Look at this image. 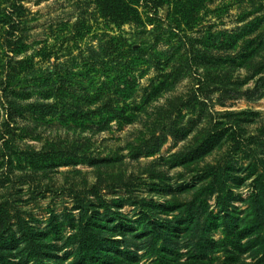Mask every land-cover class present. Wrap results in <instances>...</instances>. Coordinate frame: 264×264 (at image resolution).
<instances>
[{"label": "rangeland", "instance_id": "rangeland-1", "mask_svg": "<svg viewBox=\"0 0 264 264\" xmlns=\"http://www.w3.org/2000/svg\"><path fill=\"white\" fill-rule=\"evenodd\" d=\"M191 2L0 0V246L16 242L7 264L49 251L72 263L85 216L142 247L157 222L158 239L177 232L181 263L196 245L193 204L202 228L225 209L246 224L264 216V84L262 96L244 95L264 78V0ZM109 3L130 5L141 24L106 18ZM249 42L263 45L251 71L238 69ZM258 237L242 240L240 264H264ZM131 250L152 264L148 247Z\"/></svg>", "mask_w": 264, "mask_h": 264}, {"label": "trees", "instance_id": "trees-1", "mask_svg": "<svg viewBox=\"0 0 264 264\" xmlns=\"http://www.w3.org/2000/svg\"><path fill=\"white\" fill-rule=\"evenodd\" d=\"M184 1L188 3L187 5H191V9H196L195 4H193L191 0ZM138 3L139 1L135 2L136 5ZM101 7H103L104 9L103 15H105L106 18L112 19V21L115 23L129 22L134 23L135 25L141 24V19L139 18L138 11L131 8L130 5H125V3H116V5L114 6L112 5V3H109L107 8L105 5ZM252 43L253 42L248 43L250 45L248 48L251 49L250 52L245 51L246 49H243L238 54V57L240 59L238 69L244 67L248 71H251V65H253L256 55L257 53H259V49H261L263 45V43H260L256 46L255 43ZM226 47L227 49H224L222 47V49L225 51L224 53L231 55L233 48H231V46L229 45H227ZM211 63L209 62L210 66H212ZM214 64L220 67L222 65L221 59H218ZM232 68L234 70L237 69L235 62H233ZM128 84H130L131 86L133 85V82H127V85ZM262 84H264V78L257 82V86L254 90H248L244 95L250 100L262 96ZM128 121H130V118H128ZM211 139H215V137H211ZM214 148L215 147L212 144L210 146V151L212 152ZM194 210H196V204H193L190 209L189 216L191 217V228L188 229V231L190 233H195L193 239L194 241H196V245H194V248L192 250L193 255L190 256V259L185 263L179 262L177 258L178 252L174 250L173 247V245L178 242L177 232L173 231L169 236H166L162 233L163 236L160 234V237L158 239V232L160 227L158 226L157 222H150L149 226L151 227V231L154 235L152 237L145 238V242L143 243L144 246L142 247L136 246V244H134L136 243V239L134 236H132L131 233L118 232L117 230L119 227L109 228V226H106V224H101L100 219L102 218V216H99L98 219L85 216V218L82 217L80 223L81 225L79 226L78 230V239L80 244L79 253L77 258H75V260L70 264H138L137 262H135L137 252H133L131 250V248L134 246L137 248V251H139L140 248L146 251V247H148V256L151 259H154L152 261V264H214V262L216 261L214 257L221 253L226 255L227 260L226 263L224 262L223 264H240L241 255H243V253L245 252V249L242 245V240H244L245 237L252 239L253 234L255 233V235L259 237L256 240L252 241L251 244L261 241V245H264V237L260 238L262 235H264V216L258 214L257 212L254 213L255 217L253 221L246 224V219H241L237 217L235 213L231 214L227 209H225L224 213L226 216L223 217V221L220 222L218 217L213 218L212 216H209V218H207L206 220L208 227L202 228V218L201 216H197L193 212ZM86 218H88L87 222H85ZM131 223L133 225V222L127 220L126 223L121 226V229L127 228L128 224ZM99 225L102 227H100ZM206 228L207 232H203L205 230L202 229ZM219 229L222 230L224 237L220 241H215L212 234ZM201 231L204 234L199 235ZM197 233L198 235L196 237ZM117 234H120L122 236L124 240L123 244L119 243V241H116L115 238L117 237ZM3 236L4 233L1 232L0 238L4 239ZM25 236L26 238H29L30 233H26ZM39 239L45 241L43 239V236H40ZM30 243V247H32L34 253L38 254L41 244H36V240H34L33 238H31ZM45 243L46 245L48 244L46 247L50 249L52 244L49 241H45ZM14 248H16V242L10 241V243H8L5 239L3 245L0 246V264H7L9 258L14 257ZM52 252H46L48 254L45 253L42 256L40 252L38 254V257L36 256L37 260L36 262H34V264H66V260H64V258H60L58 255L52 254ZM51 258H53L54 260H51ZM10 264H13V262H10Z\"/></svg>", "mask_w": 264, "mask_h": 264}]
</instances>
